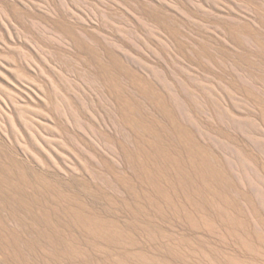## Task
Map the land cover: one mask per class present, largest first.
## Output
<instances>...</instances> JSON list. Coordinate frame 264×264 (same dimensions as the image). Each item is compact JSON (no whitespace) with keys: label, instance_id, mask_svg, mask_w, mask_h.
Wrapping results in <instances>:
<instances>
[{"label":"rangeland","instance_id":"1","mask_svg":"<svg viewBox=\"0 0 264 264\" xmlns=\"http://www.w3.org/2000/svg\"><path fill=\"white\" fill-rule=\"evenodd\" d=\"M0 264H264V0H0Z\"/></svg>","mask_w":264,"mask_h":264}]
</instances>
